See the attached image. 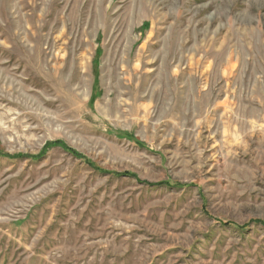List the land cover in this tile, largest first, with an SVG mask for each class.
<instances>
[{
  "label": "rangeland",
  "instance_id": "374dc122",
  "mask_svg": "<svg viewBox=\"0 0 264 264\" xmlns=\"http://www.w3.org/2000/svg\"><path fill=\"white\" fill-rule=\"evenodd\" d=\"M0 264H264V0H0Z\"/></svg>",
  "mask_w": 264,
  "mask_h": 264
}]
</instances>
